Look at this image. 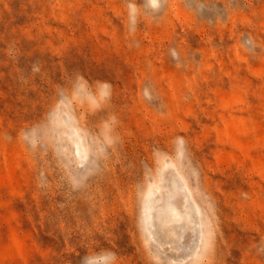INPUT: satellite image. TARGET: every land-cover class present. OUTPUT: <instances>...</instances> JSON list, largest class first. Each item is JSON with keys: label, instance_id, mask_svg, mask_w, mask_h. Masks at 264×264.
I'll return each mask as SVG.
<instances>
[{"label": "rangeland", "instance_id": "374dc122", "mask_svg": "<svg viewBox=\"0 0 264 264\" xmlns=\"http://www.w3.org/2000/svg\"><path fill=\"white\" fill-rule=\"evenodd\" d=\"M0 264H264V0H0Z\"/></svg>", "mask_w": 264, "mask_h": 264}]
</instances>
